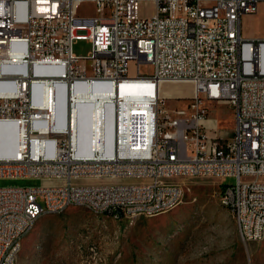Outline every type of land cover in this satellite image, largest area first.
<instances>
[{
  "label": "built area",
  "instance_id": "built-area-1",
  "mask_svg": "<svg viewBox=\"0 0 264 264\" xmlns=\"http://www.w3.org/2000/svg\"><path fill=\"white\" fill-rule=\"evenodd\" d=\"M142 1L153 2L150 15H141ZM262 2L0 0V126L16 134L13 153H0V179L41 180L36 187H0V264H13L43 210L83 205L132 219V211L174 209L185 194L177 170L218 181L220 203L243 245L263 240L264 39L241 34L242 17ZM84 3L94 6L93 16L78 15ZM77 38L90 42L87 58L73 53ZM149 63L154 73L142 74L139 66ZM134 81L188 83L197 101L226 102L230 135L205 124V105L162 132L159 94L150 97L151 119L139 122L134 107L141 100L127 105L113 97ZM86 87H96L98 98L110 88L102 99L114 101L112 111L107 104L94 110L88 139L79 134ZM228 177L236 183L225 184Z\"/></svg>",
  "mask_w": 264,
  "mask_h": 264
},
{
  "label": "rangeland",
  "instance_id": "rangeland-1",
  "mask_svg": "<svg viewBox=\"0 0 264 264\" xmlns=\"http://www.w3.org/2000/svg\"><path fill=\"white\" fill-rule=\"evenodd\" d=\"M141 15H150L154 4L142 1ZM95 14L94 6L84 3L80 17ZM245 38L264 39V2L251 15L241 19ZM91 44L86 38L73 41L75 55L87 58ZM131 64L129 74L135 73ZM139 71L154 73L153 64H141ZM137 86L139 82H130ZM149 91H131L125 99L149 96ZM131 86V88H132ZM149 92V93H148ZM108 93V91H107ZM162 96L157 101L162 132H172L170 124L179 118L189 120L195 106L208 109L207 122L223 137L230 135L233 113L226 102L197 101L192 86L183 82L162 83ZM129 95V97H128ZM151 95V94H150ZM135 118L141 112H134ZM185 194L174 209L153 216L115 219L94 214L83 207L72 206L61 213H44L23 237L18 264H264V237L246 246L240 240L230 210L220 203L222 185L210 178L191 177L182 180ZM236 183L228 177L227 185ZM40 179H0V187H36Z\"/></svg>",
  "mask_w": 264,
  "mask_h": 264
},
{
  "label": "bare ground",
  "instance_id": "bare-ground-1",
  "mask_svg": "<svg viewBox=\"0 0 264 264\" xmlns=\"http://www.w3.org/2000/svg\"><path fill=\"white\" fill-rule=\"evenodd\" d=\"M135 82V81H134ZM140 84L137 86H132L131 83H124L121 84L120 87H118V89L115 90V93L113 94V97L115 99V101L119 100L120 97V101H124V103H127V105L130 104V100L132 99H139L141 100L140 102L138 101L137 106H135L134 108H137L138 112H141V114H137L139 117V122H147L151 119L152 113H153V108L150 105V97L152 95H154L155 97L157 96V94H161L162 96H164L162 94V84H160L159 86H153L150 83H146V82H139ZM149 84L151 86V90L152 92H148L149 96L144 95L143 97L137 98V97H133V98H128L125 99V97L127 96L128 93H130L131 91H135V92H143L144 90L149 91ZM132 86V88H131ZM82 87V86H80ZM84 89V91L87 94V102L85 104H82L79 107V121L82 124L83 129H80V137L88 139L90 138V122L92 120L93 117V113L94 110H96V108L98 106H100L101 104H107L108 108L112 111L113 109V105H114V101L110 100V99H102L104 97H107L109 95H111V89L110 88H106V91H104V94L101 96V98H98L97 96H95L94 94H96L97 92V88L96 87H90V88H82ZM108 91V93H107ZM151 94V95H150ZM129 97V95H128ZM123 105V104H122ZM143 118V119H142ZM137 119V118H136ZM142 125V123H141ZM209 125H212V122H210ZM214 122H213V126H214ZM159 126H161V124H159ZM16 142V134H15V128L12 126L9 127L7 125H3L0 126V153L3 155H10L12 154V150L11 148L14 147ZM191 177H195L194 174H192V172H190L189 170H177L176 171V178H183L187 179V178H191ZM74 206H79V207H83V205H74ZM231 212V211H230ZM44 213H52L51 210H43V214ZM143 215V211H132V219ZM153 215H157V214H149L148 216H153ZM112 216V215H111ZM36 222V220H35ZM34 222V224H35ZM33 224V226H34ZM33 226L31 227V229L33 228ZM26 235V234H25ZM24 235V236H25ZM264 237V224H263V229H262V238ZM21 242H20V246L19 248H17V252L14 253V262L13 264H18V256H19V252L21 249Z\"/></svg>",
  "mask_w": 264,
  "mask_h": 264
},
{
  "label": "crops",
  "instance_id": "crops-1",
  "mask_svg": "<svg viewBox=\"0 0 264 264\" xmlns=\"http://www.w3.org/2000/svg\"><path fill=\"white\" fill-rule=\"evenodd\" d=\"M210 122H212V125H209ZM208 123H209V124H208L209 127H213V119H209V120H208Z\"/></svg>",
  "mask_w": 264,
  "mask_h": 264
},
{
  "label": "water",
  "instance_id": "water-1",
  "mask_svg": "<svg viewBox=\"0 0 264 264\" xmlns=\"http://www.w3.org/2000/svg\"><path fill=\"white\" fill-rule=\"evenodd\" d=\"M118 214H119L120 217H122V213L120 211H118Z\"/></svg>",
  "mask_w": 264,
  "mask_h": 264
}]
</instances>
